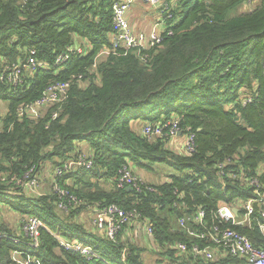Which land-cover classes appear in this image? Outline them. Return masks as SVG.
Here are the masks:
<instances>
[{
  "label": "trees",
  "instance_id": "trees-1",
  "mask_svg": "<svg viewBox=\"0 0 264 264\" xmlns=\"http://www.w3.org/2000/svg\"><path fill=\"white\" fill-rule=\"evenodd\" d=\"M114 1L0 0V72L31 48L37 59L51 64L28 78L26 88L0 84V99L8 108L0 132V202L21 215L42 218L66 236H79L114 264H146L149 242L177 264L194 263L192 254H177L175 243L197 240L184 233L178 219L200 206L209 225L219 223V201L248 199L255 193L246 180L221 177L218 163L232 156L226 173L234 169L259 176L264 192V172L256 171L264 162V0H255L247 11L239 8L254 0H175L161 40L130 49L114 48L111 41ZM74 45L88 47V52L71 53L59 67L52 65ZM102 48L111 51L96 59ZM68 80L71 87L63 103L44 107L39 119L17 116L19 103L35 100L50 83ZM169 119L177 120L178 138L195 134L193 150L171 143L169 126L163 129L166 135L144 134L146 125ZM86 149H91V167L83 162L58 176L59 186L79 200L68 210L59 202L68 203L69 197L60 196L47 177L43 194H30L10 182L32 165L43 171L48 161L54 171ZM156 164L172 166L174 172L159 182L145 181L140 191L117 186L125 167L134 172V165L153 170ZM111 204L141 213L154 227L153 237L137 242L129 234L135 228L132 222L111 240L96 231L93 214L79 218L90 207ZM263 209L264 204L255 203V220L262 218L257 211ZM256 221L223 224L264 247ZM22 226V220L11 225L0 216V232L8 236L0 240V264H15L17 254L31 257L32 264H105L60 247L44 228L38 248L15 241L26 239ZM124 248L129 253L125 261L120 258Z\"/></svg>",
  "mask_w": 264,
  "mask_h": 264
},
{
  "label": "built area",
  "instance_id": "built-area-1",
  "mask_svg": "<svg viewBox=\"0 0 264 264\" xmlns=\"http://www.w3.org/2000/svg\"><path fill=\"white\" fill-rule=\"evenodd\" d=\"M138 1H143L161 8V16L149 33L145 31H134L130 25L128 12ZM174 2L175 0H115L112 6L114 29L111 33V41L113 42L114 48L123 47L125 49H130L137 46L149 47L159 42L161 40V33L169 26L167 20L173 17L172 6ZM160 27L162 29H159ZM110 51V48H102L96 59L106 58ZM74 52L85 54L88 52V47L83 45L71 46L68 50L57 55L52 65L59 67L68 60L71 53ZM35 54L36 50L31 48L27 50L25 57L21 60L19 59L17 62L7 64L4 70L0 72V84L9 83V85L16 89L20 87L26 88L28 83L26 80L28 78L32 77L38 70L51 66V64L45 60L37 59ZM82 76V74L78 75L79 78H82ZM70 87V80L50 83L44 89L42 95L35 100L19 103L17 107V116H30L33 119H39L42 116V109L44 107L63 103L68 98ZM248 100H251V98ZM57 114L58 112L54 111L53 118H55ZM4 117L5 114L0 115V132L3 131L5 125ZM165 126L170 127V133L168 134L170 136L169 140L181 134L180 127L175 119H169L167 122L155 126L148 124L144 127L143 132L149 138L155 135H166L163 133ZM184 137L187 138V149L193 150L195 134L190 132ZM86 153L88 152L79 154L76 157V161L65 160L63 164L55 166L54 171L52 170L53 172L51 176H49L52 188L59 192L60 196L67 195L69 197L68 203L63 200L59 202V207L63 210H68V206L72 201L78 202L79 200L75 195L70 194L69 191L59 186L58 176L62 174L64 169L80 166L83 162H86L85 164L91 167L92 160L90 159L89 153ZM232 160V156H228L225 160H221L217 165L219 168L218 173L221 177L229 175L238 181L246 180L248 184L253 186L255 192L254 196L243 200L234 199L233 201H219L216 210V217L220 219L219 223L209 225L206 221L205 209L200 206L180 217L178 222L184 233L197 240L191 243L180 241L175 243V246L180 254H192L196 261L204 260L212 262L231 258L233 261L227 264H264V247L255 245L247 235L229 225L223 224L231 222L232 224L248 223V225H251L253 220H257H255V203L264 204V192H262L263 187L260 183L259 176H248V172L242 170L238 173L234 169L228 170L226 173L224 167L231 163ZM127 167H125L124 170L122 169L121 175L117 178V186L137 188L140 191L142 185L146 183L145 180H143L139 174L133 172L131 168ZM256 171L259 173L264 172V163H261ZM13 181L30 194L45 193L43 185L44 176L37 170L36 165L29 167L22 177L13 175L10 182ZM238 202H240V204H238ZM234 208L239 209L238 213H235ZM89 210H93L92 222L96 231L103 234L106 238L116 240L118 234L125 229V225H129L132 222L135 226H138L135 229L143 228L142 235L144 237L147 236L148 239L153 237L154 227L136 210L129 212L115 204L94 209L90 207ZM257 212L260 213L259 215H261L262 218L258 219L256 222L264 235V209ZM43 228L56 238L60 247L80 253L89 260L102 261L105 264H114L104 256L102 250L95 248L89 243H85L77 235L66 236L60 229H52L46 221L38 216H30L24 220L22 230L26 239L14 238V240L23 241L33 248H38L41 244L40 235ZM125 231L126 229L124 232ZM5 236H7L6 233L0 232V240ZM201 240L205 242L201 243ZM169 246L170 244H168V247ZM128 254L127 248H124L120 258L125 261ZM174 261V259H171V264H177ZM14 262L15 264H32L34 259L29 256L20 257L17 254L14 258Z\"/></svg>",
  "mask_w": 264,
  "mask_h": 264
},
{
  "label": "rangeland",
  "instance_id": "rangeland-1",
  "mask_svg": "<svg viewBox=\"0 0 264 264\" xmlns=\"http://www.w3.org/2000/svg\"><path fill=\"white\" fill-rule=\"evenodd\" d=\"M143 4L147 8L146 9L144 7L145 10H146V13H147V18L149 16V18H151L150 19V22L152 23L151 25H155V23L158 22V19L161 16V12H160V9L161 8L159 6H153V5H151L149 3H145V2ZM255 4H256V1L255 0L254 1H250L247 4L242 5L239 8V11H247V10H250V9H252L254 7ZM159 29H162V28L160 27ZM99 59H102V58H99ZM7 109H8L7 108V101L6 100H3V99H0V115H4L6 113V111H7ZM184 136L185 135H182V137H180V138H178L177 136L174 137V138H172L171 139V143L173 142V144H176L177 146H179V144L181 142H184V144H186L187 143V138L184 137ZM52 167H53V163L50 162V161H48V169L45 168L46 170L44 169V173H47V171L50 168H52ZM173 172H174V169L171 168L168 165H165V164H156L154 166V169L153 170H148V169L141 168V173H138V174L145 181L159 182V181H162V179H165L167 176H169ZM48 174H50V173H48ZM238 204H240V202H238ZM92 214H93V211H90L89 209H86L85 211H83L80 214L79 218L80 219H82V218L87 219L88 217L92 216ZM0 216H1V218L8 219L9 220V223L11 225L19 224V221H21V220L24 222V220H26L27 218L30 217L29 214L28 215H21L19 212L13 211L9 207H6L4 205V203H2V202H0ZM169 217L172 219V221H173V223L175 225H178L177 217H175L172 214H169ZM88 226L90 227L91 225L88 224ZM136 227H138V226L136 225L135 228ZM135 228L132 231L133 232L132 236L133 237H137V239H138L142 235V233H143V232H141L142 228L141 229H137V231H138L137 236L134 235ZM145 246L148 249L147 250V255H146V259H147V263L148 264H152L154 262L156 264H171V262H170V260L172 259L171 256H168L167 257V255L160 254L159 252H157L156 250H154L155 248H153V246H152V244L150 242L147 243V244H145ZM177 254H179V252H177Z\"/></svg>",
  "mask_w": 264,
  "mask_h": 264
},
{
  "label": "crops",
  "instance_id": "crops-1",
  "mask_svg": "<svg viewBox=\"0 0 264 264\" xmlns=\"http://www.w3.org/2000/svg\"><path fill=\"white\" fill-rule=\"evenodd\" d=\"M144 2L143 1H138V2H136L131 8H130V10H129V12H128V18H129V22H130V25H131V27H132V29L134 30V31H145L146 33H149V32H151V30H152V28H153V25H151L152 23L150 22V19L151 18H149V16H148V18H147V13H146V10H145V8H146V6L143 4ZM145 7V8H144ZM147 9V8H146ZM170 142V141H169ZM168 142V143H169ZM173 143V142H172ZM176 145V144H175ZM185 144H184V142H181L180 144H179V146H184ZM177 146V145H176ZM87 150V152H89V154H91V149H86ZM262 163H264V162H262ZM131 165V164H130ZM260 166V165H259ZM258 166V167H259ZM171 168H172V166H170ZM42 168H46V169H48V162H46L45 164H43L42 165ZM135 170L134 171H136V172H138V173H141V167L139 166L138 167V165H134V167H133ZM45 169V170H46ZM50 171H52L53 170V167L52 168H50L49 169ZM48 170V171H49ZM48 171H47V173H44V170L43 171H41V173H42V176H44V179H47V178H49V175L50 174H48ZM46 175V176H45ZM47 177V178H46ZM50 179V178H49ZM162 180H164V179H162ZM109 182V181H108ZM104 183V185L106 186V187H109V185H110V183ZM137 229H141V228H137ZM137 229H135V232H134V235L135 236H137V234H138V231H137ZM143 229V228H142ZM141 232H143V230H141ZM130 234V233H129ZM131 234H133V232L131 233ZM129 237V236H128ZM127 237V239H129ZM136 239H137V237H135ZM138 242L140 243V244H142V243H146V240H150V239H146V237H143V235H141L138 239ZM149 242V241H148ZM153 244V243H152ZM168 257V256H167ZM194 261V263H197L195 260H193ZM200 261V260H199ZM231 261H233V259L231 260ZM231 261H228V262H231ZM187 262H189V264H194L192 261H190V260H187ZM227 262V263H228ZM226 263V264H227ZM146 264H148V263H146ZM152 264H156L155 262L154 263H152Z\"/></svg>",
  "mask_w": 264,
  "mask_h": 264
},
{
  "label": "water",
  "instance_id": "water-1",
  "mask_svg": "<svg viewBox=\"0 0 264 264\" xmlns=\"http://www.w3.org/2000/svg\"><path fill=\"white\" fill-rule=\"evenodd\" d=\"M132 187H128V189H131ZM235 213H238L239 209L238 208H234Z\"/></svg>",
  "mask_w": 264,
  "mask_h": 264
}]
</instances>
